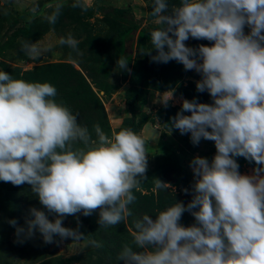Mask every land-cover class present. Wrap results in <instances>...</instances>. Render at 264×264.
Listing matches in <instances>:
<instances>
[{"label": "clouds", "instance_id": "1", "mask_svg": "<svg viewBox=\"0 0 264 264\" xmlns=\"http://www.w3.org/2000/svg\"><path fill=\"white\" fill-rule=\"evenodd\" d=\"M89 6V0L71 5L82 11ZM47 7L52 11L43 19L54 25L64 4L58 0ZM30 11L35 15L38 6ZM151 16L157 26L149 33L152 48L146 54L151 61L175 60L185 71L194 70L201 77L195 82L197 92L207 91L212 99L205 103L182 97L170 127L181 135L190 133L193 145L213 141L216 153L211 161L199 155L190 161L194 182L183 189L192 197L187 204L177 200L154 217L144 214L133 221V243L123 246L117 260L264 264V0H179L173 5L153 0ZM189 38L210 43L192 47L185 43ZM58 43L79 54L71 34ZM50 48L22 42L31 59ZM117 67L131 71L124 57ZM56 95L48 82H29L0 70V181L27 183L43 206L30 208L33 218L26 220V228L14 218L8 221L16 243L33 239L37 229L45 244L85 240L79 216L77 228L63 224L66 216L78 213L87 217L99 210L100 227L119 225L132 214L133 190L139 191L141 179L147 178L141 137L131 129L109 137L97 124L94 138ZM237 157L255 163L252 174L239 171ZM168 186L157 179L154 190ZM185 211L195 220L189 226L180 222Z\"/></svg>", "mask_w": 264, "mask_h": 264}, {"label": "rangeland", "instance_id": "2", "mask_svg": "<svg viewBox=\"0 0 264 264\" xmlns=\"http://www.w3.org/2000/svg\"><path fill=\"white\" fill-rule=\"evenodd\" d=\"M56 2L58 0H0V70L14 78L52 84L57 89L56 101L77 115L78 123L86 126L94 138L97 124L111 137L121 126L123 117L131 114L124 103L131 71L117 67L119 46L125 39V56L132 57L130 69L132 60L151 58L146 54L152 48L150 37L138 41V32L150 33L157 27L151 16L153 0H89L86 11L71 7L73 0H61L64 4L61 14L56 23L50 25L43 16L52 11L47 6ZM168 2L173 5L179 0ZM33 6H38L35 15L30 11ZM245 31L249 29L246 27ZM68 34L78 41L79 54L58 43ZM23 41L51 45V48L39 58L31 59L22 50ZM185 43L197 47L210 42L189 38ZM200 78L194 70L185 71L175 60L166 64L153 62L149 74L144 75L142 105L137 114L139 127L135 133L145 141L147 178L141 179L139 191L133 190L136 200L129 205L132 214L119 225L100 227L99 210L87 217L78 213L66 216L63 224L75 229L79 216L85 240L69 238L59 244H45L37 229L33 239L16 243L15 228L8 221L14 218L26 228V220L33 218L30 208L43 206L27 183L15 186L0 181V264H124L117 256L125 244L133 243V221L144 214L154 217L177 200L187 204L192 197L183 189L191 188L194 182L190 161L197 155L211 161L216 153L213 141L202 139L199 145H193L190 133L181 135L170 127L171 118L182 107V97L212 103L207 91L196 90L195 82ZM167 100L166 107L164 101ZM236 159L242 174H252L254 162L249 163L243 157ZM157 179L169 183L168 188L154 190ZM49 219L55 217L50 214ZM180 222L189 226L195 220L185 211ZM89 240L102 246L92 247Z\"/></svg>", "mask_w": 264, "mask_h": 264}, {"label": "trees", "instance_id": "3", "mask_svg": "<svg viewBox=\"0 0 264 264\" xmlns=\"http://www.w3.org/2000/svg\"><path fill=\"white\" fill-rule=\"evenodd\" d=\"M149 37H150L149 32H146L144 30H140L138 32V41ZM124 40L125 39H122L121 44L119 46V56L126 58L129 66L132 57L130 55L125 56L124 44H123ZM145 61H148L147 63H150L151 65L149 66V64H147ZM152 67H153V62L151 61V58L149 56H146L144 59L132 60L129 85L125 90V99H124V103L126 104V109L131 114L129 116L123 117L121 126L118 127L115 132L118 133L119 131L124 129H131L133 132L137 131L139 127L137 123V114L140 112V106L142 105V102L140 101L142 96L141 81L144 78V75L149 74L150 69Z\"/></svg>", "mask_w": 264, "mask_h": 264}]
</instances>
